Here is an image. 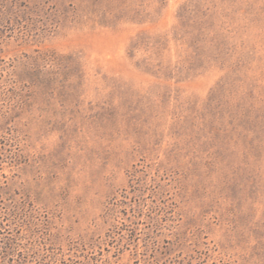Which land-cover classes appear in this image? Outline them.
I'll return each mask as SVG.
<instances>
[{
    "label": "rangeland",
    "instance_id": "rangeland-1",
    "mask_svg": "<svg viewBox=\"0 0 264 264\" xmlns=\"http://www.w3.org/2000/svg\"><path fill=\"white\" fill-rule=\"evenodd\" d=\"M0 264H264V0H0Z\"/></svg>",
    "mask_w": 264,
    "mask_h": 264
}]
</instances>
